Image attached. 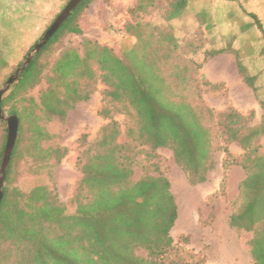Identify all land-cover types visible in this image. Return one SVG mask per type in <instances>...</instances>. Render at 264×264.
Masks as SVG:
<instances>
[{
  "label": "trees",
  "instance_id": "trees-1",
  "mask_svg": "<svg viewBox=\"0 0 264 264\" xmlns=\"http://www.w3.org/2000/svg\"><path fill=\"white\" fill-rule=\"evenodd\" d=\"M31 1L0 0V24L31 16ZM93 1L83 0L75 8L1 101V108L10 105L9 114L19 121L5 182H10L18 163L25 124L31 133L27 156L36 174L53 170L61 162L68 150L42 148L50 135L41 124L52 118L64 119L76 104L87 102L97 82L103 86L98 115L109 122L100 129L94 144L77 157L81 177L70 199L72 213L58 200L53 183L35 184L27 192L8 186L2 189L0 264H205L201 258L184 261L173 244L170 230L177 219V206L169 181L156 164L149 166L156 176L147 168L140 179L133 180L135 157L143 154L144 160L151 162L159 149L172 152L192 186L207 181L215 167L213 154L219 150L225 155L224 170L238 166L244 171L238 205L228 224L236 233L251 234L247 243L250 264H264V148L260 142L264 138V103L260 123L251 125L253 111L241 114L228 107L216 112L190 102L186 92L194 80L191 73L200 65L190 67L191 63L182 59L171 30L148 22L125 24L124 33L135 43L121 54L104 45L94 46V56L65 48L50 62L45 61L43 57L52 53L63 37L81 35L78 15ZM152 1H139L132 12H146ZM187 2L168 1L164 23L181 19ZM198 8L193 15L196 24L205 19ZM6 45L7 39L0 41L1 47ZM224 52L214 50L206 58ZM234 55L237 71L255 93L257 77L246 74ZM7 66L0 51V68ZM38 87L42 88L36 99L28 95ZM113 112L128 120L124 144L117 141L120 131L110 119ZM216 134L222 146H215ZM231 143L242 150L241 155L230 154L227 146ZM2 152L3 147L0 158ZM182 239L187 242L186 237Z\"/></svg>",
  "mask_w": 264,
  "mask_h": 264
},
{
  "label": "rangeland",
  "instance_id": "rangeland-1",
  "mask_svg": "<svg viewBox=\"0 0 264 264\" xmlns=\"http://www.w3.org/2000/svg\"><path fill=\"white\" fill-rule=\"evenodd\" d=\"M69 1L32 0L30 12L27 11L31 16L24 15L21 20L15 19L4 25L0 24V41L7 39V45L0 46V51L8 61L6 68H0V89ZM139 1L141 0L91 2L77 18L81 35L69 34L63 37L60 43L54 46L52 53L46 54L43 59L50 62L65 48H72L79 55L88 53L94 56L97 54L94 46L103 45L111 48L116 54H121L135 43L124 33L127 22L140 21L158 25L162 29L172 31L177 38L182 59L189 61L190 67L200 65L198 70L192 71L194 80L186 92L189 101L194 104H229V91L224 89L223 84L211 85L206 78V69L226 54L235 60L236 65L234 54H237L245 73L257 77L254 82L257 115L254 114L251 125H254L255 118L259 124L263 115L262 102L264 103V0H188L183 17L171 23H164L162 20L167 2L171 0H153L152 6L146 12L138 14L132 12V8ZM142 2L147 4V0ZM197 8L202 10L203 16L205 15V19L199 20V24L193 20L194 10ZM214 50L226 52L206 58L208 52ZM228 50L230 52H227ZM237 73L243 80L242 75L238 71ZM95 74H98L96 70ZM41 88H35L28 95L36 99ZM102 90L103 86L97 82L87 102L76 104L64 119L52 118L49 122L41 124L50 135V139L41 144L42 148L50 146L68 150L53 170L45 172L44 169L40 174H36L32 168L27 156L30 154L31 133L25 124L18 163L12 169L10 182L7 184L4 180L2 189L8 186L27 192L35 184L53 183L58 200L66 206L67 212L72 213L74 206L71 205L70 199L81 177L76 165L77 157L94 144L100 129L109 122L98 115L103 105ZM9 108L10 105H7L3 109L5 115H11ZM110 119L117 123L120 131L118 143H126L124 135L129 125L126 116L113 112ZM6 137V123L0 120V150L3 147V152ZM214 144L223 145L218 134L214 135ZM261 144L264 148V142ZM227 148L235 157L242 153L234 143ZM144 149L145 147H138L137 150ZM155 154L156 157L151 162L145 161L143 154L135 157L133 180L140 179L147 168L156 176L157 173L149 167L154 163L157 171L169 181L170 192L177 206V219L170 230V236L183 260L191 263L194 258H201L205 264H250L247 243L251 234L236 233L228 224L230 214L238 205V185L245 177L244 171L238 166H230L224 170L225 155L219 150L213 154L215 167L208 173L207 181L192 186L187 175L174 162L170 150L159 149ZM1 160L2 156L0 164ZM183 237L187 238V242L183 241ZM172 257L176 259V255Z\"/></svg>",
  "mask_w": 264,
  "mask_h": 264
},
{
  "label": "water",
  "instance_id": "water-1",
  "mask_svg": "<svg viewBox=\"0 0 264 264\" xmlns=\"http://www.w3.org/2000/svg\"><path fill=\"white\" fill-rule=\"evenodd\" d=\"M83 0H70L62 12L57 16L52 25L48 28L42 38L34 45L32 50L20 64L19 68L15 71V73L6 81L4 86L0 89V105L3 98L8 95L13 86L17 83L20 75L29 64L31 60L39 53V51L44 47V45L48 42V40L53 36V34L59 29L61 24L70 16V14L75 10V8L82 2ZM0 120L6 123L7 127V137L6 143L4 147V152L2 155V160L0 164V201L2 199V187L6 177V173L9 167L10 158L15 146V141L17 138V131L19 121L14 115H5L3 109L0 106Z\"/></svg>",
  "mask_w": 264,
  "mask_h": 264
},
{
  "label": "crops",
  "instance_id": "crops-1",
  "mask_svg": "<svg viewBox=\"0 0 264 264\" xmlns=\"http://www.w3.org/2000/svg\"><path fill=\"white\" fill-rule=\"evenodd\" d=\"M206 78L211 85L223 84L224 89L227 90V92L229 91V104L212 103L208 104L209 108L216 112H222L226 108L232 107L241 114H247L253 111L255 116L257 115L255 94L252 89L239 78L235 60H232L230 55L226 54L220 61L209 65L206 69ZM253 124H258L256 118ZM260 142L263 143L264 138H262Z\"/></svg>",
  "mask_w": 264,
  "mask_h": 264
}]
</instances>
